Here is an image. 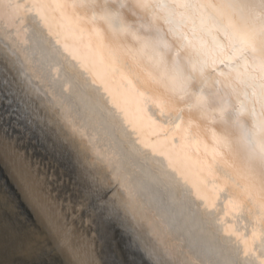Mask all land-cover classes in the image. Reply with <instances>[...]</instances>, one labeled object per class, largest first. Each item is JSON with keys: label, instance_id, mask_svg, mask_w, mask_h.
Segmentation results:
<instances>
[{"label": "bare ground", "instance_id": "6f19581e", "mask_svg": "<svg viewBox=\"0 0 264 264\" xmlns=\"http://www.w3.org/2000/svg\"><path fill=\"white\" fill-rule=\"evenodd\" d=\"M167 3L0 0V42L47 105L0 93V160L37 223H0L1 264L53 249L64 264H264V105L239 38L259 21L238 6L169 24ZM41 128L72 141L90 179ZM103 182L115 190L90 204Z\"/></svg>", "mask_w": 264, "mask_h": 264}, {"label": "snow or ice", "instance_id": "6c2138e0", "mask_svg": "<svg viewBox=\"0 0 264 264\" xmlns=\"http://www.w3.org/2000/svg\"><path fill=\"white\" fill-rule=\"evenodd\" d=\"M138 7H147L145 4L137 3ZM246 8L251 17L259 21V28H245L239 33L240 42L243 45L242 52H250L252 59L258 63L254 67V71L258 70L259 79L261 81V103L264 105V0H244V3L237 5L235 0H226L225 3H211L210 0H169L167 4H160L157 7L166 9L168 13V23L172 24L176 16L183 17L188 13H200L203 16L205 9H222V8ZM120 7H124L123 4ZM178 9H183V12H178ZM177 56H179V49H177ZM179 70V69H178ZM212 103L210 97H197L195 104H190V107L204 106ZM42 138L47 142V133L43 128L39 129ZM49 146L55 151H63V148L55 140ZM262 158H264V149L261 150ZM85 199L90 204L104 201V193L100 190L89 187L85 192Z\"/></svg>", "mask_w": 264, "mask_h": 264}, {"label": "water", "instance_id": "95a60500", "mask_svg": "<svg viewBox=\"0 0 264 264\" xmlns=\"http://www.w3.org/2000/svg\"><path fill=\"white\" fill-rule=\"evenodd\" d=\"M5 48L6 47L0 42V64L2 63L6 66V68H8L6 69L4 65H2L3 67L0 65V76L3 74V75H6L8 78L6 80L7 82H5L6 84H4L2 80H0V93L2 94L4 93L5 97L8 99V103H11V105L15 103L14 100H17L16 96L14 95V92L16 94L20 93L19 94L20 97L24 93L25 97H29L31 101H34L36 103V106H38V108L41 111H44L43 114H44V117H46L47 110L44 109L45 106H47L45 103L46 99H44L45 97L41 95L39 91L36 90V86L33 84L32 80L28 78V76L26 75V72H24L23 70V67L20 64H18V62L16 61V58H14L13 56H10V54L8 53L9 51L7 52L8 49H5ZM4 68L6 69V73H5V70H3ZM8 83L12 86L15 85L14 89L10 87ZM51 122L52 123L49 126L53 128L54 121L51 120ZM45 132L47 133V142L42 137H41L42 138L41 140L44 143H46L48 146L53 140H55L58 144L61 145V147L63 148V151H55L50 146L49 147L52 151H54L55 153L60 155L62 158H64V160L68 161V167L70 168L72 173L73 172L75 173L74 178L76 180V183H79L80 180L83 181V179H90L91 177L90 171H89L90 168H88L86 159H84V156L81 154L82 152L80 151L81 152L80 153L78 151V149L74 146L72 141H70L69 139L65 137H63L64 139L63 138L61 139V137L54 138L52 136H49L50 133L47 129ZM72 146H74L75 148H73ZM98 190L104 193V199H105L107 196L113 193V190H115V185L113 184L110 185V184L103 182L101 183ZM117 195L118 194L116 192L115 196L117 197Z\"/></svg>", "mask_w": 264, "mask_h": 264}, {"label": "rangeland", "instance_id": "374dc122", "mask_svg": "<svg viewBox=\"0 0 264 264\" xmlns=\"http://www.w3.org/2000/svg\"><path fill=\"white\" fill-rule=\"evenodd\" d=\"M0 166H1L0 167L1 168L0 169V181H1L0 182V196L1 195L2 196L5 195L9 199L10 198H14L15 196L17 197V199H16V201H17L16 208L17 209H15L14 211H11L5 205V203H6L5 198L0 201V218H1L0 219V223L2 221H5L6 223H8L10 228H14V229H16L18 231H21L20 233L23 234V232L25 231L24 230L25 226H35V225L37 226V223H36L35 218L33 217L32 213H31V211L29 210V208L26 206L25 202L21 198V195H20L19 191L17 190V187L15 186L11 175L8 173L7 169L1 163V160H0ZM2 181H3V183H2ZM5 187H8V189H10V190H6L7 188H5ZM13 192H14V194H13ZM19 199H20V201H19ZM20 214H22V217H20ZM17 219H20V220L18 221ZM24 221H25V223H24ZM3 229L4 228L0 226V232L3 233V235L6 236L7 231L5 229L4 230ZM9 240H10V242H13V239L12 240L9 239ZM0 250H1L0 251L1 252L0 253V258H2L1 257L2 253H4L7 249H0ZM57 254H58V252H56V249H53L52 252L51 251L47 252V251H44V250H40V252L37 253L35 259L31 258V260L30 259L28 260V258H26V257L17 256V258H14L12 260L13 262L11 261V262H9L7 264H57V263L58 264H64L62 259H61V257L58 256L59 254L58 255ZM55 256H57V257H55ZM52 258H54V259H52ZM51 259H52V261H51ZM2 260L3 259L0 260V264H1Z\"/></svg>", "mask_w": 264, "mask_h": 264}]
</instances>
